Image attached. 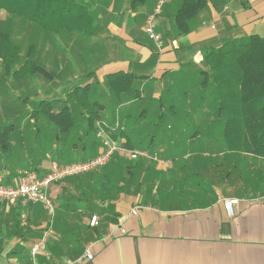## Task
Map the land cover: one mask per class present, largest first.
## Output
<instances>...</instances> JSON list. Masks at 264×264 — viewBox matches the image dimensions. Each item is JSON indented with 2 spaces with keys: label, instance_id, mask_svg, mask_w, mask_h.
Instances as JSON below:
<instances>
[{
  "label": "crops",
  "instance_id": "1",
  "mask_svg": "<svg viewBox=\"0 0 264 264\" xmlns=\"http://www.w3.org/2000/svg\"><path fill=\"white\" fill-rule=\"evenodd\" d=\"M78 1L88 11L82 13L84 29L76 31L65 42L73 66L67 69L71 61L67 59L64 67L61 60L65 56L58 51L60 66L56 80H43L45 83L40 84L28 80L15 86L0 81L3 92V95L0 93V120L18 116L25 96L29 100L26 108L30 109L38 100L52 99L56 94L65 100L72 84L91 83L89 98L94 108H100L105 120L112 114L111 104H118L119 122L131 112L133 115L126 116V120L136 121L141 108L132 107L134 102L124 93L122 99L118 96L114 102L106 94L110 91L106 77L118 72L136 76L147 97L159 98L163 94L168 105L172 103L181 109L193 101V96L184 92L195 89L192 85L197 81V70L203 66L212 46L253 33L264 37V0H171L153 20L155 29L162 34L161 45L145 32L148 16L154 12L158 0ZM185 1L188 7L197 9L189 18L190 30L182 33L176 15ZM0 17L4 22L9 18L11 21L5 22L9 25L15 24L13 19L25 23L14 16ZM26 26L30 27V23L26 22ZM58 38L62 39L60 35ZM46 40L43 63L51 70L57 68L51 58L55 49H51L49 36ZM103 103L108 106L100 107ZM9 107L18 113L11 115ZM75 107V117L82 118L81 108L77 103ZM181 117L203 118L193 110L181 113ZM32 122L28 115L20 123L22 129L32 130L29 141L33 140L35 131ZM189 129L174 130L170 142H165L160 150L161 159L154 162L157 169L166 172L165 178L169 181L150 194L145 186L139 193L122 194L106 212L90 215L81 210L58 212L56 208L52 216L41 204L0 200V264H264V178L245 182L238 177L237 170L227 177L232 161L227 163L223 158L226 148L214 144L192 146L197 149L194 152L211 154L212 158L189 162L182 169V163L172 158L179 150L189 153L190 144L186 140L179 145L171 142L176 137L189 136L193 130ZM43 135L49 136V130H44ZM35 142L32 143L35 148H40L39 139ZM101 149L100 146L98 151ZM163 150L167 152L165 155ZM51 162L49 158L43 160V175ZM258 166L264 167V161ZM238 167L241 168V161ZM26 168L0 169V173L4 179L12 177L16 183L18 171ZM198 181L201 183L197 186ZM52 187L49 192L54 199L58 189ZM226 198L239 199L233 214L224 207ZM104 206L108 207V203ZM134 208L138 214L132 212ZM94 215L98 216L96 227L90 224ZM56 219L61 224L63 239L54 226ZM98 233H101L98 238L85 241ZM42 241L40 250L33 254V247ZM88 248L92 258L86 256Z\"/></svg>",
  "mask_w": 264,
  "mask_h": 264
},
{
  "label": "trees",
  "instance_id": "2",
  "mask_svg": "<svg viewBox=\"0 0 264 264\" xmlns=\"http://www.w3.org/2000/svg\"><path fill=\"white\" fill-rule=\"evenodd\" d=\"M84 7L78 0H0V14L5 11L7 16L29 22V32L30 29H37L44 40L49 36L51 49H55L54 58L51 56L52 63L57 67L49 70L43 61L33 57V37L28 41L25 54H22L18 45L10 42L9 30L2 27L6 21L0 17L1 76L12 75L19 81L25 78L35 80L36 76L46 82L56 80L60 66L58 51H62L65 56L61 60L64 67L65 60H71L67 65L69 70L74 61L66 53L65 42H69L76 31L84 29L82 13L88 11ZM196 9L188 7L185 1L177 11L176 22L182 33L190 30L189 18ZM18 30L15 39H24ZM58 35L62 38L60 41ZM106 81L110 86V91L106 93L111 97L110 100L114 98V102L118 96L122 99L124 93L126 98L134 102L132 107L141 108L138 120H126L131 112L123 115V124L119 122L116 118L118 104H111L112 114L105 120L100 108H94L89 98L93 87L91 83L73 85L65 100L59 99L60 96L56 94L55 98L38 100L30 109L26 108L29 100L25 96L23 108L17 117L0 120V159L3 162L0 169L15 171L18 167H27L43 176L41 166L47 158L60 164L89 159L101 151H98L100 146L103 147L97 136L100 124L116 142L151 156H159L164 143L172 139L174 130L192 128L189 136L176 137L171 142L179 145L186 140L190 144L189 153L179 150L172 158V161L182 163V169L189 162L197 163L200 158H212L211 154L205 156L194 152L197 149L192 147L201 146L203 140H207L210 144L226 148L223 158L227 163L232 161V170L226 171L227 177L233 176L237 170L238 177L241 176L245 182L264 178V167L258 166L259 162L264 161V37L253 33L212 46L204 57L203 66L197 70V81L192 85L195 89L189 91L191 94L187 90L184 92L185 95L193 96V101L181 109L172 103L168 105L163 94L159 98L147 97L138 85V78L131 72L110 74ZM62 100L63 103L55 109ZM76 103L81 108L82 118L79 119L75 117ZM106 105L103 103L100 107ZM8 110L11 115L18 113L10 107ZM187 110H193L203 118L182 119L181 113ZM28 115L33 121L31 127L35 129L32 141L28 140L32 130L20 127L23 118ZM44 130H49L50 135H43ZM35 139H39L40 148L32 144ZM166 153L163 150L162 154ZM144 157L132 159L117 152L99 169L55 181L52 188L58 189L54 197L57 211L81 210L90 215L98 211L106 212L113 206L112 201L119 199L122 194L139 193L144 186L150 194L154 188L169 181L165 178L166 172L156 168L155 160ZM240 161L241 168L238 167ZM11 178H5V183L16 184ZM200 183L198 181L196 185ZM105 203H108V207L104 206ZM54 222L60 239H63L64 234L59 228L61 224L57 219ZM100 234L92 235L85 241L96 239Z\"/></svg>",
  "mask_w": 264,
  "mask_h": 264
},
{
  "label": "built area",
  "instance_id": "3",
  "mask_svg": "<svg viewBox=\"0 0 264 264\" xmlns=\"http://www.w3.org/2000/svg\"><path fill=\"white\" fill-rule=\"evenodd\" d=\"M170 1L171 0H158L154 12L148 16L145 25L146 34L158 45L162 44V34L155 29L153 20L156 15L161 13L164 5ZM97 136L101 139L103 147L97 155L89 159L65 164L52 161L49 171L43 176H40L36 171L29 168L19 170L16 184L5 183L4 176L0 173V200L6 203L17 201L23 204L30 202L41 203L53 216L56 205L53 197L49 193V188L55 181L99 169L117 152L132 159L145 156L154 160H160L157 154L151 156L147 152L124 147L116 142L111 134L100 124L98 125ZM238 203V198H226L223 200L224 207L229 214L234 213V206ZM132 212L138 214V209L134 208ZM90 224L92 226L98 224L97 215L92 216ZM43 242L44 241L33 247V254H36L40 250V246ZM86 256L89 258L93 257L89 248L86 250Z\"/></svg>",
  "mask_w": 264,
  "mask_h": 264
},
{
  "label": "rangeland",
  "instance_id": "4",
  "mask_svg": "<svg viewBox=\"0 0 264 264\" xmlns=\"http://www.w3.org/2000/svg\"><path fill=\"white\" fill-rule=\"evenodd\" d=\"M4 12L5 11H2L0 15L5 19L6 15ZM5 21L10 22L11 20H9V18H8ZM12 22L15 24L9 25V24L3 23V26H2L3 28L9 30V34L11 36L10 40L12 39V41H10V42H13V44L18 45V48L20 49L21 53L25 54V52H26L25 49H27V47H28L27 46L28 41H30L29 39H32L31 37H33L35 39V50L33 52V57H35L39 61L44 62V60H43L44 53L42 54V51H43V47H46L47 40L43 39V37L40 35V32L37 29H34V30L32 29V31L30 29V32H29L30 27L26 26V21H25V23H22L18 19H13ZM17 28L19 29L18 32L24 37V39L16 40L17 39V37H16V29ZM0 70H1V68H0ZM28 80H33V79L32 78H25L24 80L19 81V80H16L12 75L11 76H1V74H0V81L3 83H6L7 85H10V86H15L17 82H23V81L27 82ZM33 81H36V84L45 83L42 79L39 78V76H36V79ZM68 83L70 84V82H68ZM73 83H75V82H73ZM72 85H74V84H72ZM0 93H2V95H3L2 91H0ZM0 97H2V96H0ZM6 97H8V95H6ZM199 142H202V141H199ZM201 146H211V144L207 140L206 141L203 140V144Z\"/></svg>",
  "mask_w": 264,
  "mask_h": 264
}]
</instances>
